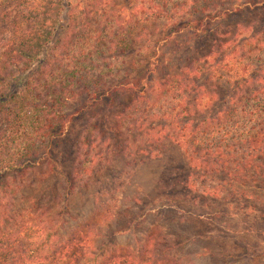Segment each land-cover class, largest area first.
Returning a JSON list of instances; mask_svg holds the SVG:
<instances>
[{
	"label": "trees",
	"instance_id": "16d2710c",
	"mask_svg": "<svg viewBox=\"0 0 264 264\" xmlns=\"http://www.w3.org/2000/svg\"><path fill=\"white\" fill-rule=\"evenodd\" d=\"M116 1L1 0L0 176L69 123L101 115L81 138L91 153L79 183L116 158L134 164L172 145L189 168L183 190L232 209L250 202L243 211L256 234L264 219V0H126L127 11ZM245 14L259 17L232 33L222 26ZM154 25L159 35L148 30ZM203 38L207 51L189 47ZM135 45L150 62L135 77L120 75L115 60ZM169 46L174 60L161 54ZM67 217L47 208L14 216L0 198V264H180L169 233L120 249L107 238L119 214L70 233Z\"/></svg>",
	"mask_w": 264,
	"mask_h": 264
},
{
	"label": "rangeland",
	"instance_id": "374dc122",
	"mask_svg": "<svg viewBox=\"0 0 264 264\" xmlns=\"http://www.w3.org/2000/svg\"><path fill=\"white\" fill-rule=\"evenodd\" d=\"M116 5L124 11L129 9L126 0H117ZM257 17L259 14H245L222 26L229 27L232 33L237 22L246 24ZM148 30L159 35L161 25L149 26ZM178 43L180 51L186 50L183 41ZM190 45L205 52L211 42L203 38ZM137 48L135 45L115 60L120 75L129 72L135 77L148 66L150 59L137 54ZM169 49L176 50L169 46L161 54ZM168 57L174 60L173 54ZM135 65L136 72L132 71ZM76 107L75 103L68 104L67 112L74 113ZM99 116V121L88 115L69 123L61 136L41 145L31 161L0 176V198L11 215L42 208L51 213L64 210L70 233L77 228L86 231L105 216L119 214L117 223L111 222L107 238L120 249L131 247L136 238L143 242L162 231L164 235L171 234L167 238L177 246L174 253L180 264H264V235L259 233L264 232V219H258L254 234L247 230L253 215L243 211L251 209L250 202L232 209L224 202L189 196L183 190L189 168L182 153L172 145L164 148L159 157L134 164L130 159L116 158L86 185L79 183L77 174L87 168L90 157L86 153H91L89 141L84 149L80 147L81 138L88 137L97 122L102 124L106 117ZM5 120L1 115L0 131L6 126ZM260 194L264 195V191Z\"/></svg>",
	"mask_w": 264,
	"mask_h": 264
}]
</instances>
